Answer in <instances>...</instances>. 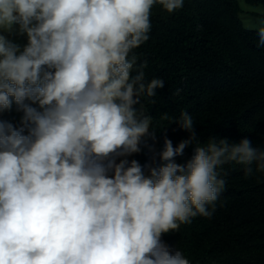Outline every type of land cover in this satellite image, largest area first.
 <instances>
[{
  "label": "clouds",
  "instance_id": "9594fccd",
  "mask_svg": "<svg viewBox=\"0 0 264 264\" xmlns=\"http://www.w3.org/2000/svg\"><path fill=\"white\" fill-rule=\"evenodd\" d=\"M155 4L173 13L184 0H0V112L22 113L0 120V264H190L162 234L212 216L223 165L264 172V147L201 144L187 111L169 123L187 138L165 135L159 163L128 159L157 140L135 106L164 80L147 81L133 52Z\"/></svg>",
  "mask_w": 264,
  "mask_h": 264
},
{
  "label": "trees",
  "instance_id": "16d2710c",
  "mask_svg": "<svg viewBox=\"0 0 264 264\" xmlns=\"http://www.w3.org/2000/svg\"><path fill=\"white\" fill-rule=\"evenodd\" d=\"M246 2L264 6V0ZM241 12L239 0H184L173 13L159 4L152 7L149 39L133 50L134 67L146 64V80L162 78L164 87L142 96L135 107L152 117L157 140L148 141L153 151L142 146L129 160L144 165L155 156L159 163L165 135L174 147L186 139V131L169 124L182 111L192 115L201 144L213 135L231 141L246 136L264 147V48L257 47V29L244 25ZM257 15L264 19V12ZM21 116L15 105L0 112V120L14 124ZM192 154L189 146L176 162ZM252 167L248 176L242 165H223L225 188L212 216H196L162 234V240L181 250L190 264H264V172Z\"/></svg>",
  "mask_w": 264,
  "mask_h": 264
},
{
  "label": "rangeland",
  "instance_id": "374dc122",
  "mask_svg": "<svg viewBox=\"0 0 264 264\" xmlns=\"http://www.w3.org/2000/svg\"><path fill=\"white\" fill-rule=\"evenodd\" d=\"M242 6L241 18L244 22V25L250 29H257L261 26H264L261 22L264 21L257 13L264 12L263 5H251L246 2V0H239ZM256 13V14H255ZM25 37H15L22 44V39Z\"/></svg>",
  "mask_w": 264,
  "mask_h": 264
}]
</instances>
